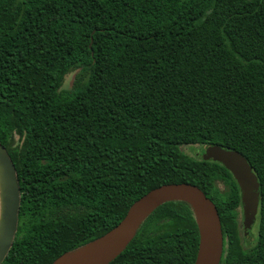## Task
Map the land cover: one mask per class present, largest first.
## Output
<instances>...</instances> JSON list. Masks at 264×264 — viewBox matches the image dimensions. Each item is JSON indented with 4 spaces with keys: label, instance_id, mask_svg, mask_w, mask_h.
<instances>
[{
    "label": "trees",
    "instance_id": "trees-1",
    "mask_svg": "<svg viewBox=\"0 0 264 264\" xmlns=\"http://www.w3.org/2000/svg\"><path fill=\"white\" fill-rule=\"evenodd\" d=\"M0 142L22 194L4 264H52L169 184L217 206L221 264H264V0H0ZM213 146L258 178L250 241ZM198 248L189 206L168 203L111 264H195Z\"/></svg>",
    "mask_w": 264,
    "mask_h": 264
},
{
    "label": "water",
    "instance_id": "water-1",
    "mask_svg": "<svg viewBox=\"0 0 264 264\" xmlns=\"http://www.w3.org/2000/svg\"><path fill=\"white\" fill-rule=\"evenodd\" d=\"M25 1V0H20ZM207 162L222 164L241 191L244 224L248 240L257 224L260 184L246 158L219 146L208 147L203 155ZM189 206L199 232L195 264H221L224 235L217 206L205 193L189 184H169L152 190L129 209L123 221L103 237L68 252L52 264H111L136 238L145 222L168 203ZM22 194L18 172L8 150L0 142V264L8 258L19 229Z\"/></svg>",
    "mask_w": 264,
    "mask_h": 264
},
{
    "label": "rangeland",
    "instance_id": "rangeland-1",
    "mask_svg": "<svg viewBox=\"0 0 264 264\" xmlns=\"http://www.w3.org/2000/svg\"><path fill=\"white\" fill-rule=\"evenodd\" d=\"M76 74H77V73H74V72H73V73L69 74V75L65 78V81H64V84H63V90H70V89L73 88L74 83H75ZM186 152L189 153V154H191V155H193V156H195L198 152H200V150L198 149V147H196V148L193 149V151L186 150ZM217 187H218V189H219L220 191H222V192L226 190V189L224 188L223 184H218ZM239 221H240L241 236H242L243 238H245V241H247V240H248V236H247V234H246L245 225H244V223H243V216H242V215L240 216ZM256 225H257V224H256ZM255 228L257 229V226H255ZM255 228H254L253 231H252L253 236H255V234H256V230H255ZM249 241H250V239H249Z\"/></svg>",
    "mask_w": 264,
    "mask_h": 264
},
{
    "label": "flooded vegetation",
    "instance_id": "flooded-vegetation-1",
    "mask_svg": "<svg viewBox=\"0 0 264 264\" xmlns=\"http://www.w3.org/2000/svg\"><path fill=\"white\" fill-rule=\"evenodd\" d=\"M198 156H200V155H203V154H197ZM242 216H243V210H242ZM243 223H244V216H243ZM245 225V224H244Z\"/></svg>",
    "mask_w": 264,
    "mask_h": 264
}]
</instances>
